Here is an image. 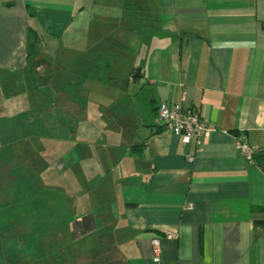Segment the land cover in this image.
<instances>
[{
  "label": "crops",
  "instance_id": "obj_1",
  "mask_svg": "<svg viewBox=\"0 0 264 264\" xmlns=\"http://www.w3.org/2000/svg\"><path fill=\"white\" fill-rule=\"evenodd\" d=\"M0 74L15 83L0 84V129L17 84L36 105L61 80L71 100L105 89L94 117L72 102L93 126L60 164L80 201L66 214L51 202L54 232L38 241L68 242L72 264H154L156 236L160 264H264V170L237 148L244 135L264 151V0H0ZM163 101L216 128L200 150L162 129Z\"/></svg>",
  "mask_w": 264,
  "mask_h": 264
},
{
  "label": "rangeland",
  "instance_id": "obj_2",
  "mask_svg": "<svg viewBox=\"0 0 264 264\" xmlns=\"http://www.w3.org/2000/svg\"><path fill=\"white\" fill-rule=\"evenodd\" d=\"M60 51L57 64L61 66H58L56 76H66L65 45ZM38 65L35 68L38 72H35L36 76L51 74L46 69L37 71L41 66ZM67 83L65 80L58 81L57 93L50 91L37 105L36 101L32 103L33 96L27 87L20 84L16 85L18 93H14L16 96L20 94L19 97L5 99L9 112L6 128L1 124L0 129V158L4 160L6 156L8 160H0V264H72L68 257L70 249L63 245L68 242H54L48 238L38 241L34 234L54 232V226H51L54 224L51 202H59L60 212L66 214L70 213V204L80 201L79 194L73 196L64 190L66 180L60 173V164L66 154L75 152L74 147L77 148L76 153H82V144L74 141L80 135L81 138L86 137L84 132L91 131L93 126L86 123L77 126L72 102L74 106L80 105L83 113L94 117L100 103H104L106 94L105 89L98 85L101 83H96L93 90L83 91L80 96H72L71 100L65 90ZM0 84L5 92H10L15 83L11 85L2 81ZM39 96L42 98L44 94L38 93ZM110 104L105 110L108 119L114 116L120 105L110 107ZM34 120H37L35 125ZM82 171L78 174L82 175ZM92 198L98 199L99 194H94ZM40 220L42 222L37 225ZM63 227L58 226L59 229ZM96 244L101 245L98 241ZM100 252L96 251V254Z\"/></svg>",
  "mask_w": 264,
  "mask_h": 264
},
{
  "label": "built area",
  "instance_id": "obj_3",
  "mask_svg": "<svg viewBox=\"0 0 264 264\" xmlns=\"http://www.w3.org/2000/svg\"><path fill=\"white\" fill-rule=\"evenodd\" d=\"M185 101L186 97L183 98V102ZM157 116L165 131L179 137L185 146H193L196 150H200L205 139L216 131L213 125L204 120L200 110L195 106L184 109L181 103L163 101L158 106ZM237 148L249 162L255 163L254 156L260 150L250 146L244 135L237 138ZM152 247V261L154 264H160L162 243L159 236L153 238Z\"/></svg>",
  "mask_w": 264,
  "mask_h": 264
},
{
  "label": "trees",
  "instance_id": "obj_4",
  "mask_svg": "<svg viewBox=\"0 0 264 264\" xmlns=\"http://www.w3.org/2000/svg\"><path fill=\"white\" fill-rule=\"evenodd\" d=\"M162 129H164V128H162ZM145 146H146V143H144L140 146H135L134 149L136 151H141ZM254 161H255V164H258L264 170V151L255 154ZM256 224L257 225H261V224L263 225L264 223L256 222Z\"/></svg>",
  "mask_w": 264,
  "mask_h": 264
},
{
  "label": "water",
  "instance_id": "obj_5",
  "mask_svg": "<svg viewBox=\"0 0 264 264\" xmlns=\"http://www.w3.org/2000/svg\"><path fill=\"white\" fill-rule=\"evenodd\" d=\"M163 236V235H162Z\"/></svg>",
  "mask_w": 264,
  "mask_h": 264
}]
</instances>
